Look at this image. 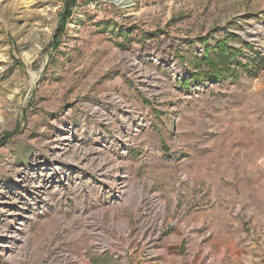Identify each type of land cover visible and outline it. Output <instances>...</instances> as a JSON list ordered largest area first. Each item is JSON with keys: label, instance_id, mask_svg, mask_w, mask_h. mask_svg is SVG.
<instances>
[{"label": "rangeland", "instance_id": "obj_1", "mask_svg": "<svg viewBox=\"0 0 264 264\" xmlns=\"http://www.w3.org/2000/svg\"><path fill=\"white\" fill-rule=\"evenodd\" d=\"M217 42L234 52L218 79ZM259 55L264 0H0V264L131 263L151 197L157 264H264ZM115 167L121 200L75 217ZM97 239L111 250L91 256Z\"/></svg>", "mask_w": 264, "mask_h": 264}, {"label": "built area", "instance_id": "obj_2", "mask_svg": "<svg viewBox=\"0 0 264 264\" xmlns=\"http://www.w3.org/2000/svg\"><path fill=\"white\" fill-rule=\"evenodd\" d=\"M69 2H73L74 4H82V3H90L93 0H68ZM103 123H106L104 118L102 119ZM126 133L130 134L131 129L127 125L126 127ZM69 138V139H68ZM123 135H116V141L118 139L122 140ZM67 139L69 140L70 145L71 140L70 137L67 136ZM73 140V139H72ZM111 142H114V140ZM122 155H126L125 152H123ZM106 169V168H105ZM101 169V170H105ZM118 172V175H115L114 173ZM128 170L127 169H121V168H111V171H109L106 175L103 173H106V171H96V178L98 183V190H97V199L89 201L87 203H84L79 208V211L76 213L75 217L84 216L86 219L89 218V216H92L94 213L98 214L100 213V210L103 212V209H99V207H109L114 203V198L118 196L120 198L118 201L121 200V197H119L121 193V189L125 186L126 179L128 178ZM110 173H113L112 175ZM111 175V176H110ZM112 178L109 180V178ZM92 209H94L92 211ZM105 210V209H104ZM164 215V209L161 205V202L156 197H151L148 200H146L138 214L137 218H139V223L136 226V233L137 236L143 237L145 236V240L150 242L152 245L150 247L149 251H146L144 254H140L139 257L130 263V261L126 257H121L120 262L122 264H157L156 261L164 255L163 251L161 249L154 248V245H157L160 231L158 230L161 222V218ZM104 240L97 239L96 241H93L90 243L89 249H85V252H88L91 256H101L105 252H108L111 250L109 246H107ZM112 242V241H109ZM70 250V249H69ZM130 254V253H129ZM131 255V254H130ZM120 256V254H119ZM118 256V253L115 252L114 257L120 258ZM76 261L75 257L72 256L70 253L65 252L63 254V260L61 264H71Z\"/></svg>", "mask_w": 264, "mask_h": 264}, {"label": "trees", "instance_id": "obj_3", "mask_svg": "<svg viewBox=\"0 0 264 264\" xmlns=\"http://www.w3.org/2000/svg\"><path fill=\"white\" fill-rule=\"evenodd\" d=\"M216 50H213L211 53L209 52L211 48L206 50L207 57H205L203 64L208 66L210 72L216 79L221 77L224 73H231L233 67L231 68L229 62H231L232 58H234V52H232L231 48L227 46L226 42H217ZM214 53V54H212ZM259 62L263 65L264 57L261 58L259 55ZM254 58L250 57L247 62L253 61ZM232 65V63H230ZM247 68V64L245 66Z\"/></svg>", "mask_w": 264, "mask_h": 264}, {"label": "crops", "instance_id": "obj_4", "mask_svg": "<svg viewBox=\"0 0 264 264\" xmlns=\"http://www.w3.org/2000/svg\"><path fill=\"white\" fill-rule=\"evenodd\" d=\"M225 249H226L225 247H223V248L222 247H219V250L221 252V254H220L219 257H223L226 254H229L228 256L230 257V261L235 262V263L236 262L240 263V258H238V255H237L238 253L236 251L234 252V254H231V253H227ZM165 250H166V248H165ZM239 252H242V251L239 250ZM168 253H170V252L167 251V254ZM173 257L175 259V262L173 264H182V257H181V254H180L179 251L176 252V253H174Z\"/></svg>", "mask_w": 264, "mask_h": 264}, {"label": "bare ground", "instance_id": "obj_5", "mask_svg": "<svg viewBox=\"0 0 264 264\" xmlns=\"http://www.w3.org/2000/svg\"><path fill=\"white\" fill-rule=\"evenodd\" d=\"M66 137H67V136H66ZM61 139H62V138H60V140H61ZM63 139H64V138H63ZM60 140H59V141H60ZM53 142H54V141H53Z\"/></svg>", "mask_w": 264, "mask_h": 264}]
</instances>
